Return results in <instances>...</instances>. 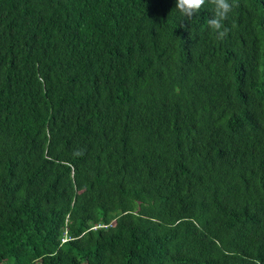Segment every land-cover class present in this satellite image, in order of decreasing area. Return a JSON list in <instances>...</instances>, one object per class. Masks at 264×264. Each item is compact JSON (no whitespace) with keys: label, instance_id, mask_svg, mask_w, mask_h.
<instances>
[{"label":"trees","instance_id":"1","mask_svg":"<svg viewBox=\"0 0 264 264\" xmlns=\"http://www.w3.org/2000/svg\"><path fill=\"white\" fill-rule=\"evenodd\" d=\"M176 3L0 0V264H264V0Z\"/></svg>","mask_w":264,"mask_h":264},{"label":"clouds","instance_id":"2","mask_svg":"<svg viewBox=\"0 0 264 264\" xmlns=\"http://www.w3.org/2000/svg\"><path fill=\"white\" fill-rule=\"evenodd\" d=\"M206 3L213 6V15L208 19L207 24L212 32L216 34V38L223 41L230 33L225 21L228 20L229 14L239 7L238 0H177L176 9L184 18L191 21ZM80 154L79 152L75 153V155Z\"/></svg>","mask_w":264,"mask_h":264}]
</instances>
